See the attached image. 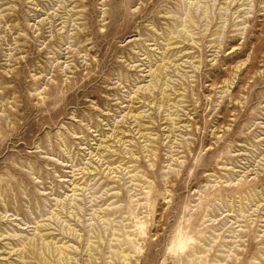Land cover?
I'll use <instances>...</instances> for the list:
<instances>
[{
	"label": "rangeland",
	"instance_id": "1",
	"mask_svg": "<svg viewBox=\"0 0 264 264\" xmlns=\"http://www.w3.org/2000/svg\"><path fill=\"white\" fill-rule=\"evenodd\" d=\"M0 264H264V0H0Z\"/></svg>",
	"mask_w": 264,
	"mask_h": 264
},
{
	"label": "bare ground",
	"instance_id": "2",
	"mask_svg": "<svg viewBox=\"0 0 264 264\" xmlns=\"http://www.w3.org/2000/svg\"><path fill=\"white\" fill-rule=\"evenodd\" d=\"M176 246V245H175Z\"/></svg>",
	"mask_w": 264,
	"mask_h": 264
}]
</instances>
